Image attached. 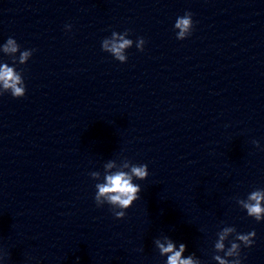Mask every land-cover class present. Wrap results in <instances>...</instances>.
Returning a JSON list of instances; mask_svg holds the SVG:
<instances>
[{"label":"clouds","instance_id":"1","mask_svg":"<svg viewBox=\"0 0 264 264\" xmlns=\"http://www.w3.org/2000/svg\"><path fill=\"white\" fill-rule=\"evenodd\" d=\"M70 30L71 26L67 25ZM174 28L178 29L177 39L183 40L187 38L193 29L192 13L185 14L176 19ZM129 32L123 33L113 32L111 38H105L101 47L105 52L110 53L116 60L121 63L127 61L126 50L133 46V41L128 37ZM145 40L139 37L136 42L138 50L143 51ZM0 51L13 58V65L17 62L16 55L19 52L18 63L23 65L31 58L34 49L20 50V45L14 38H8L6 43L0 46ZM10 93L14 98H21L26 93V87L21 72H18L15 66H9L7 63L0 64V95ZM253 144L259 147V142L253 140ZM104 177L102 182L95 185V203L97 207L107 204L110 206L113 216L117 220H122L126 216V210L140 198L141 187L134 183L135 180L143 181L148 175V167L146 164H134L127 158L124 162L117 166L114 160L108 161L104 165ZM92 179L99 181L100 172L93 171L90 173ZM237 204L244 210L249 217L254 218L257 222L264 221V189H256L248 194L246 199H237ZM230 235L234 239L230 241V246L226 247L225 241ZM255 231L247 234L237 233L236 228L226 226L217 233L218 239L214 244L213 259L217 264H241L240 249L241 244L244 247H251L254 243ZM238 241V242H237ZM155 246L160 256L166 257L165 264H202V261L195 259V254L185 257L187 246L184 243L173 242L165 237L164 241H155ZM219 253H223L221 256ZM232 258V259H229Z\"/></svg>","mask_w":264,"mask_h":264}]
</instances>
